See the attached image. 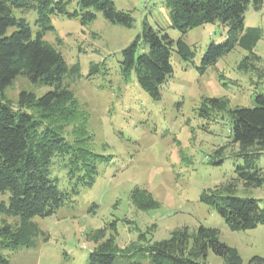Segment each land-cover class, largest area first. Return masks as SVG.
<instances>
[{
    "label": "rangeland",
    "instance_id": "obj_1",
    "mask_svg": "<svg viewBox=\"0 0 264 264\" xmlns=\"http://www.w3.org/2000/svg\"><path fill=\"white\" fill-rule=\"evenodd\" d=\"M112 1L116 9L130 13L131 27L112 23L92 10L96 17L88 23H81L80 17L51 16L53 29L44 35L68 65L79 64L81 76L66 79L78 105L73 124L85 122L91 150L109 159L98 166L94 184L81 187L71 203L62 205L51 216L34 218L48 239L44 241L39 235L32 247L3 251L8 264H85L94 247V231L108 228L113 220L118 248L138 241L139 234L152 243L167 239L176 228L195 230L204 224L219 230V240L235 247L243 264L253 256L264 257V224L231 231L215 211L199 200L203 191L232 180L240 160L230 155L228 145L222 153L223 163L211 164L214 150L230 140L228 120H209L197 114L205 97H226L231 106L251 107L253 97L264 94V0L258 9L249 4L244 14L245 27L261 29L253 49L260 56L254 62L256 69L238 67L250 54L236 46L203 72L196 67L207 46L225 39L227 28L219 21L181 34L170 27L163 0ZM75 8L73 0L67 9ZM13 13L29 23L33 34L36 32L34 11L13 9ZM144 21L166 32L174 42L181 37L195 50L192 61L171 53L173 72L156 100L140 88L134 75L123 78L118 63L122 49L140 34ZM14 29L7 28L6 34ZM103 61L107 71L88 76L90 64ZM48 89L17 75L0 89V98L16 106L21 91L40 96ZM72 125L65 127L69 139L74 137ZM259 163L264 165V155ZM51 173L59 178L60 188L68 187L64 167L54 165ZM135 186L148 190L158 206L136 208L130 199ZM237 194L254 197L264 207V185ZM4 221L12 219L0 215V224ZM117 259H121L120 253ZM206 261L225 264L211 250Z\"/></svg>",
    "mask_w": 264,
    "mask_h": 264
},
{
    "label": "trees",
    "instance_id": "obj_2",
    "mask_svg": "<svg viewBox=\"0 0 264 264\" xmlns=\"http://www.w3.org/2000/svg\"><path fill=\"white\" fill-rule=\"evenodd\" d=\"M71 1L0 0V89L11 84L17 75L49 87L40 96L21 91L16 106L0 98V196L5 197L0 199V215L12 219L0 224V264L9 263L3 251L32 247L39 235L46 241L48 236L34 218L51 216L62 205L71 203L81 187L94 184L98 166L109 159L91 150L85 122L73 124L78 105L66 79L81 76L79 64L68 65L61 53L44 40V35L53 29V15L80 17L81 23H88L95 19L92 11L95 10L108 21L126 27H131L133 19L129 12L116 9L112 0H75L77 8L69 11ZM262 2L163 0L170 27L181 34L215 21L227 28L222 42L207 46L196 67L199 72L214 66L236 46L250 54L238 67L256 69L254 62L260 56L253 49L261 37V29L245 27L244 14L249 4L258 9ZM13 9L36 13L34 34L29 23L17 17ZM9 27L15 29L6 34ZM173 51L185 61L195 57V50L181 37L174 42L166 32L144 21L140 34L121 51L120 73L125 79L134 75L141 89L152 99H159L161 86L173 72L170 61ZM104 64V61L90 64L88 76L107 71ZM252 102L251 107L231 106L226 97H205L197 113L209 120H228L230 140L214 150L211 164L223 163L222 153L228 145L230 155L240 160L234 167L232 180L199 196L231 231L264 224V207L258 199L237 194L264 185V165L259 163L264 155V94H256ZM68 125H72L73 139L65 133ZM54 165L64 167L68 187L60 188L59 178L51 173ZM130 199L141 210L158 206L152 194L138 186L132 188ZM109 225L94 231L91 238L94 247L85 264H207L209 250L225 264H243L238 250L219 240L216 227L200 224L195 230L176 228L167 239L152 243L139 234L138 241L118 248L115 221ZM247 264H264V257L253 256Z\"/></svg>",
    "mask_w": 264,
    "mask_h": 264
}]
</instances>
